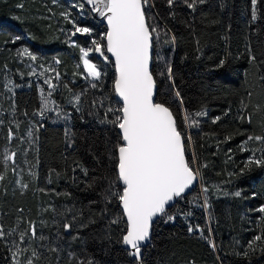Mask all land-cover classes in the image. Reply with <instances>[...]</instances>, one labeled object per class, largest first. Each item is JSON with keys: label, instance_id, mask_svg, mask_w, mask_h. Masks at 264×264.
Here are the masks:
<instances>
[{"label": "trees", "instance_id": "trees-1", "mask_svg": "<svg viewBox=\"0 0 264 264\" xmlns=\"http://www.w3.org/2000/svg\"><path fill=\"white\" fill-rule=\"evenodd\" d=\"M22 1L0 0V264H137L123 248L114 66L92 43L105 45L104 17L59 0L48 10L75 46L51 47L35 23L10 20ZM144 11L156 101L200 184L153 222L141 262L264 264V166L248 163L264 159V0L255 19L251 0H148ZM81 49L101 73L91 83ZM45 93L61 113L42 112Z\"/></svg>", "mask_w": 264, "mask_h": 264}, {"label": "snow or ice", "instance_id": "snow-or-ice-1", "mask_svg": "<svg viewBox=\"0 0 264 264\" xmlns=\"http://www.w3.org/2000/svg\"><path fill=\"white\" fill-rule=\"evenodd\" d=\"M168 2L171 4L172 0ZM87 3L92 5V11L104 17L108 26L103 37L106 45L92 41L95 51L107 60L103 50L106 48L115 57L118 72L115 90L123 101V106L117 110L120 114L113 121L120 129L123 141L117 146V168L124 187L117 195L127 217L123 243L129 245L134 250L133 255L139 258L140 243L149 239L153 218L165 214L166 206L193 184L197 170L186 158L184 137L177 129L173 113L153 100L155 81L149 66L155 28L150 31L145 16L148 0H87ZM251 3L255 19L257 0H251ZM193 6L189 4V7ZM75 31L91 34L88 28H76ZM81 51L89 74L98 80L101 73L87 59L89 52ZM223 65L224 61H221L220 66ZM248 163L264 166V159L249 160ZM235 195L240 196V193ZM258 211L264 214V206ZM261 240L262 237L257 235L253 243Z\"/></svg>", "mask_w": 264, "mask_h": 264}, {"label": "rangeland", "instance_id": "rangeland-1", "mask_svg": "<svg viewBox=\"0 0 264 264\" xmlns=\"http://www.w3.org/2000/svg\"><path fill=\"white\" fill-rule=\"evenodd\" d=\"M65 1H67L68 6H72L75 8L77 7V4L74 5L75 3L74 0H65ZM57 3H59V0H42V1L41 0H23L20 5L14 6L12 14L10 16V20L14 22L30 21V22L35 23V25L40 30L47 33L45 38L47 42L46 44L48 46L57 47L59 45L66 43L69 45V47H74L75 44H73L71 39L66 40V39L61 38L60 29L58 27H55L53 24L54 19L50 15V12L48 9H50L51 5H56ZM44 5H47V7L49 8H44ZM28 10H31V12L27 15ZM90 56H91V53H89L87 59L89 60L90 63H92L89 58ZM77 62L82 70L84 79L88 80V82L90 83L97 80V79H94L89 74L88 69L85 67L84 62H83L82 51H79L77 53ZM42 112L45 113V115L59 114L62 112L60 109V106L55 104L52 97H50L49 93L44 94ZM31 132H32V129L30 128L25 133V137L29 140L30 145L34 143ZM19 143H20V140H19ZM186 156H187V153H186ZM10 157L12 158L11 154H10Z\"/></svg>", "mask_w": 264, "mask_h": 264}, {"label": "water", "instance_id": "water-1", "mask_svg": "<svg viewBox=\"0 0 264 264\" xmlns=\"http://www.w3.org/2000/svg\"><path fill=\"white\" fill-rule=\"evenodd\" d=\"M84 1H86V0H84ZM144 9H145V7H144ZM96 14H97V12L94 11V12H93L94 17L96 16ZM104 26H105V28H106V31H108L107 22H106L105 19H104ZM105 43H107L106 40H105ZM153 52H154V48H153V38H152V49H151V57H152V58H151L150 66H149V67H150V71H151V68H152ZM107 55H108L109 60L112 62L113 66H114V71H115V81H116V79H117V77H118V72H117L116 67H115V57H113L112 54H111V53H108V52H107ZM153 79H154V78H153ZM154 81H155V80H154ZM113 90H114V97H115V100H116L117 103L122 107V106H123V101H122V99L119 97L118 93H117L116 90H115V83H114ZM156 96H157V85H156V82H155L154 95H153V100H154L155 102H157V101H156ZM176 126H177V125H176ZM117 133H118V135L121 137V140H122V134H121V131H120L119 128L117 129ZM121 143H123V141H121ZM185 155H186V149H185ZM117 157H118V152H117ZM186 158H187V156H186ZM117 172H118V168H117ZM199 184H200V179H199V176H198V174H197V178H196V180L193 182V184H192L188 189L185 190V192H184L180 197L187 196V195L191 194L192 191H193V189H195L197 186H199ZM119 185H120V187L123 189L124 185H123V183H122L121 180H119ZM180 197H176V198H174V200H173L172 202H170V203L166 206V211L169 210V209H171V208L175 205L176 201H177ZM120 208H121V211H122L123 216H124V221H125V223H126V225H127V217H126V214L124 213V210H123L122 204L120 205ZM160 216H161V215H158V216L154 217V218H153V221H152V224H153V222H155L156 220H158ZM151 226H152V225H151ZM150 229H151V228H150ZM149 238H150V237H149ZM148 242H149V239H147L146 241L140 243L141 250H142L143 248H145V247L148 245ZM123 248H124L125 250L129 251V252L132 254V256H133V258L136 260L137 264H142V262H141L142 255H141V254H140L139 258H137L135 255H133L134 250L131 249V247H130L129 245H126V244H124V243H123Z\"/></svg>", "mask_w": 264, "mask_h": 264}, {"label": "built area", "instance_id": "built-area-1", "mask_svg": "<svg viewBox=\"0 0 264 264\" xmlns=\"http://www.w3.org/2000/svg\"><path fill=\"white\" fill-rule=\"evenodd\" d=\"M106 45V44H105ZM129 257H131V255H129Z\"/></svg>", "mask_w": 264, "mask_h": 264}]
</instances>
